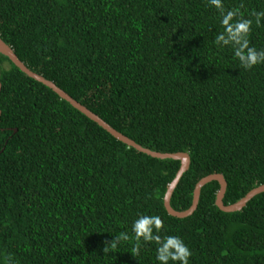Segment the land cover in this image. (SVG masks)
Masks as SVG:
<instances>
[{
    "label": "trees",
    "instance_id": "obj_1",
    "mask_svg": "<svg viewBox=\"0 0 264 264\" xmlns=\"http://www.w3.org/2000/svg\"><path fill=\"white\" fill-rule=\"evenodd\" d=\"M223 3L264 51V0ZM219 31L208 0H0V38L31 71L144 148L190 155L179 212L209 175L225 177V205L264 185V63L241 68ZM0 86V264H157L155 242L132 253L139 214L159 216L189 264H264V193L225 213L214 181L173 217L179 161L127 146L2 55Z\"/></svg>",
    "mask_w": 264,
    "mask_h": 264
},
{
    "label": "clouds",
    "instance_id": "obj_2",
    "mask_svg": "<svg viewBox=\"0 0 264 264\" xmlns=\"http://www.w3.org/2000/svg\"><path fill=\"white\" fill-rule=\"evenodd\" d=\"M208 5L214 8L219 15V24L222 31L216 33L214 44L218 48L228 47L231 49L233 59L245 70L264 63V51H257L250 47L248 34L251 29L252 20L239 17L235 10H225L223 0H208ZM255 22L260 24L264 18V12L253 13ZM239 17V18H237ZM162 222L159 216L139 214L131 223V233L135 239L136 246L132 253H137L141 242H155V261L157 264H189L191 252L186 244L178 236H162ZM127 233L113 236L111 241H105L103 252H113L122 241H127ZM4 264H11L10 259H5Z\"/></svg>",
    "mask_w": 264,
    "mask_h": 264
},
{
    "label": "water",
    "instance_id": "obj_3",
    "mask_svg": "<svg viewBox=\"0 0 264 264\" xmlns=\"http://www.w3.org/2000/svg\"><path fill=\"white\" fill-rule=\"evenodd\" d=\"M0 55L8 58L21 72H23L29 78L34 79L35 81L42 83L46 87L50 88L53 92H55L62 100L71 104L72 107L80 111L83 115L87 118L98 124L101 128L107 131L110 135H112L117 140L121 141L122 143L126 144L127 146L136 149L137 151L144 153L152 158L160 159V160H175L180 162V169L177 172L176 177L169 185V188L166 192L164 197V206L166 211L169 215L176 217V218H186L191 216L197 209L200 195L202 189L211 182H218L220 185V190L216 197V206L225 213H236L242 211L246 205L256 196L264 193V185L251 190L244 198L238 201L235 204L225 205L223 202L224 196L227 191V182L225 177L221 174H213L209 175L203 179H201L195 187L194 194H193V202L192 206L186 211H176L171 206V198L172 195L179 184L183 175L189 170L191 164V158L188 153L177 152V153H161L152 151L148 148H144L140 144L136 143L135 141L131 140L130 138L126 137L122 133L115 130L111 127L108 123H106L103 119H101L98 115L91 112L89 109L84 107L82 104L74 100L71 96H69L65 91L60 89L55 83L47 80L45 77L31 71L27 66L24 65L23 62L19 60L16 56L14 51L11 49L9 45H7L1 38H0ZM1 88V86H0ZM1 115V113H0ZM17 130H15L16 132Z\"/></svg>",
    "mask_w": 264,
    "mask_h": 264
},
{
    "label": "rangeland",
    "instance_id": "obj_4",
    "mask_svg": "<svg viewBox=\"0 0 264 264\" xmlns=\"http://www.w3.org/2000/svg\"><path fill=\"white\" fill-rule=\"evenodd\" d=\"M9 65L7 64V67H8Z\"/></svg>",
    "mask_w": 264,
    "mask_h": 264
}]
</instances>
